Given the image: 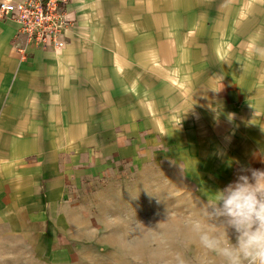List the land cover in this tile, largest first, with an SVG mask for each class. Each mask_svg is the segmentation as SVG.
Returning <instances> with one entry per match:
<instances>
[{
  "label": "rangeland",
  "instance_id": "rangeland-1",
  "mask_svg": "<svg viewBox=\"0 0 264 264\" xmlns=\"http://www.w3.org/2000/svg\"><path fill=\"white\" fill-rule=\"evenodd\" d=\"M198 2L192 33L98 84L110 98L80 149L0 132V264H219L192 223L216 190L202 176L264 157V0Z\"/></svg>",
  "mask_w": 264,
  "mask_h": 264
},
{
  "label": "crops",
  "instance_id": "crops-1",
  "mask_svg": "<svg viewBox=\"0 0 264 264\" xmlns=\"http://www.w3.org/2000/svg\"><path fill=\"white\" fill-rule=\"evenodd\" d=\"M200 4L196 0V8ZM66 11L71 26L59 52L26 46L15 22L0 21V132H32L40 126L48 134H74L66 140L80 149L88 140L79 134L98 131L97 102L110 98L98 84L130 80V71L148 68L138 63L146 51L154 52L145 42L156 43L159 51L161 37L177 35L175 29L188 36L196 10L194 0H68ZM255 161L264 169V157ZM229 174L201 180L216 181V190L222 189L237 173ZM211 186L208 191L214 193ZM188 209L193 213L192 205ZM216 233L226 239L223 228ZM228 235L232 239L231 231ZM215 258L224 264L222 257Z\"/></svg>",
  "mask_w": 264,
  "mask_h": 264
},
{
  "label": "clouds",
  "instance_id": "clouds-1",
  "mask_svg": "<svg viewBox=\"0 0 264 264\" xmlns=\"http://www.w3.org/2000/svg\"><path fill=\"white\" fill-rule=\"evenodd\" d=\"M212 196L211 203L201 206L203 223H192L200 246L222 257L224 264H264V169L241 165L235 180ZM212 228H223L226 239Z\"/></svg>",
  "mask_w": 264,
  "mask_h": 264
},
{
  "label": "built area",
  "instance_id": "built-area-1",
  "mask_svg": "<svg viewBox=\"0 0 264 264\" xmlns=\"http://www.w3.org/2000/svg\"><path fill=\"white\" fill-rule=\"evenodd\" d=\"M68 0H19L0 3V21L10 20L18 26V37L26 46L59 52L66 46L65 35L71 26ZM24 51V50H22Z\"/></svg>",
  "mask_w": 264,
  "mask_h": 264
}]
</instances>
